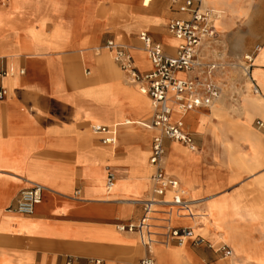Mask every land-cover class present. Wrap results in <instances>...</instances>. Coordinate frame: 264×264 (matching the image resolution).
Masks as SVG:
<instances>
[{
  "label": "crops",
  "instance_id": "1",
  "mask_svg": "<svg viewBox=\"0 0 264 264\" xmlns=\"http://www.w3.org/2000/svg\"><path fill=\"white\" fill-rule=\"evenodd\" d=\"M149 2L0 0V89L5 90L0 97V264H137L147 252L134 231L118 225L137 222L143 214L139 200L151 195L154 168L148 160L152 139L160 132L141 123L150 120L152 105L150 116L143 105L108 109L83 90L105 84L124 89L122 98L131 93L125 74L101 47L107 39L129 43L142 73L152 66L138 39L140 31L168 54L175 52L177 41L166 28L170 18L184 15L170 0ZM203 4L222 11L216 32L221 43L229 42L232 55L225 57L220 50L212 56L206 45L201 55L220 65L250 55L248 71L258 89L248 91L237 72L243 88L227 87L217 101L234 115L247 94L253 118L241 133L212 117L209 107L193 108L188 115L173 111L172 120H183L195 148L163 136L165 172L179 181L188 199L197 200L200 215L190 219L172 210L169 222L191 227L203 241L187 240L185 247L158 241L168 251L159 247L152 255L156 264H264V130L254 124L264 122V0ZM137 16L150 19L126 30L123 24ZM208 76L213 82L231 77L218 68ZM228 93L237 94L235 102ZM126 113L142 122H110ZM104 116L109 123L97 122ZM93 123L113 127L116 143H103L91 132ZM108 170L114 173L110 188ZM32 184L42 186L41 199L32 214H20L15 210L18 196ZM170 196L167 191L164 198ZM158 208L157 239L168 209ZM222 245L231 249L230 256L223 255Z\"/></svg>",
  "mask_w": 264,
  "mask_h": 264
},
{
  "label": "built area",
  "instance_id": "2",
  "mask_svg": "<svg viewBox=\"0 0 264 264\" xmlns=\"http://www.w3.org/2000/svg\"><path fill=\"white\" fill-rule=\"evenodd\" d=\"M170 4L175 6L176 11L184 15L170 18L167 24L168 33L177 41L173 54H168L163 45L154 40L147 31L138 33V39L152 66L150 71L142 73L138 70L126 43L107 39L101 45L110 53L112 60L118 64L129 82L138 84L140 90L150 97L152 116L148 122L141 124L156 128L160 132L153 137L151 142V154L148 162L154 168L150 177L152 191L148 198L139 200L143 205V214L135 223L118 225L120 230L134 231L147 251L137 264H156L152 255V246L158 241L164 245L181 244L187 240H191L193 244L203 241L191 227L173 226L169 222L172 210H175L177 215L190 219L198 217L200 214L197 212V200L188 199L179 181L168 176L165 172L163 136L194 149L195 143L192 134L184 129L181 118L172 120L173 111L183 113L193 108L209 107L221 96L219 87L208 76L217 66L215 63H210L208 66L202 67L201 56L202 48L217 36L214 22L217 12L203 4V0H170ZM245 57L249 62L248 67H250L252 57L250 55H245ZM190 71L195 74H191L189 77L179 75V73ZM5 73L6 71H1L2 75ZM257 90V87L253 86V91L257 92ZM4 93L5 90L1 88L0 97ZM254 124L264 130L263 121L255 120ZM90 130L99 135L103 143H116V133L107 125L93 123L90 125ZM106 184L108 188L114 184V173L110 170H108ZM167 191L171 192V196L164 198ZM41 192L42 186L39 184H32L23 189L18 196L15 210L23 215L32 214L35 204L41 199ZM158 204H162L168 209L167 216L162 218L164 222L160 226V238L157 239L154 221L157 218V213L160 212ZM220 250L225 256L231 255V249L226 245H222Z\"/></svg>",
  "mask_w": 264,
  "mask_h": 264
},
{
  "label": "rangeland",
  "instance_id": "3",
  "mask_svg": "<svg viewBox=\"0 0 264 264\" xmlns=\"http://www.w3.org/2000/svg\"><path fill=\"white\" fill-rule=\"evenodd\" d=\"M207 0H203V2H206ZM151 4V2H149V5ZM215 9V11L217 12V15H218V19H216V23H215V25H216V27H219L220 26V23H221V21H220V18H221V16L223 15L222 14V11L220 10V9H218V8H214ZM137 18H138V20L137 19H135L134 21H133V19L131 18V20L130 21H128L126 24H123V26H125V25H133V27L135 26V25H140V26H137V28H139V27H141V25L143 24V22H145V21H148L150 18H144V17H141V16H137ZM167 22V21H166ZM116 28L117 29H119V26H118V24H116ZM115 28V29H116ZM144 28H145V26H144ZM166 28V27H165ZM167 29V28H166ZM145 30V29H144ZM139 32V31H138ZM220 39H222L221 37H219V36H217L216 38H214V39H212V41H210L209 43H207L206 44V46L208 47V49H209V53L212 55V56H217V54L220 52V50H221V54H224L225 52V57L227 56V57H230L231 58V56L230 55H232V53H230V51H229V48H228V44H229V42H227V41H225V43H221V40ZM126 44L127 45H129V43H127L126 42ZM221 47V48H220ZM263 51H260V54H263L262 53ZM212 59V58H211ZM109 60L112 62V60L109 58ZM264 62V57H262L261 59H260V62ZM202 62H203V65H202V67H205V66H208V64H210V63H215L216 64V66H217V68L218 69H223V70H225V72L227 71V73H228V75H230L231 77H229L230 79L229 80H227L226 82H223V81H218V82H214L218 87H219V89H220V94H221V85H219V84H222V85H224L225 87H224V89H227V87H234L235 85H237V87L238 88H240V89H242L243 88V86H244V83H242V82H240L239 80H236L238 77H237V72H239V74H241L242 76H243V78H242V80H243V82H246V85H247V89H248V91H250V92H252V83H251V79H250V75H249V71H248V69H249V67H248V64H249V62L245 59V60H243L242 62H234V61H226V63H223V64H219V63H217V61H211V60H207V58H205V57H203L202 58ZM112 64H113V62H112ZM114 65V64H113ZM205 69V68H204ZM199 71H202V69L200 70L199 69ZM191 74H193V72H190V74H185V76L186 77H189ZM123 78H125V80L126 81H128L129 82V80L123 75ZM234 81H236L237 82V84H235L234 83ZM223 82V83H222ZM99 85H101V86H105L107 89H108V97H109V102H111V103H113V104H119V105H127V107L126 108H128V109H131V110H133L132 108H131V106H129L128 104H127V99L128 98H130V96H127V97H120L122 94H121V92H120V90L119 89H121V87L119 86V87H116L115 89H113V88H111V87H109V86H107V85H105V84H99ZM89 89L90 88H88V89H85V90H83V93L84 94H86V95H88L89 97H91L93 100H95V101H97L98 103H100V102H105V100L104 101H98L95 97H92L90 94H89ZM232 92H234V90L232 91ZM229 94V93H228ZM222 95V94H221ZM228 99L230 100V101H233V102H235V100H236V98H237V94H235V93H233V94H229L228 96ZM242 98H244V99H242V101L240 102V105H239V107H238V110H236V109H233V111L234 112H236L237 114H234V115H228L227 117L226 116H221L219 113H217V114H212V117L214 116V117H217V118H221V119H223V120H226V121H228L229 122V124H230V127L233 129V130H237L238 132H241V133H246L244 130H242V125H244L243 127V129H245L246 128V126H248V125H250V122L252 121V116H253V114H252V112L253 111H249V109H247V101L248 100H250L252 97L251 96H247V94L245 95V96H241ZM249 97V98H248ZM218 100V99H217ZM217 100H215L210 106H209V108L212 110L216 105H218V101ZM144 102H145V107H146V104H147V102H148V109H149V116L151 115L150 114V101H149V99H148V97L147 96H145L144 97V100H143ZM106 103V102H105ZM225 108V107H224ZM127 109V110H128ZM199 109V108H198ZM200 109H201V107H200ZM206 109H208V108H206ZM204 110V109H203ZM209 110V109H208ZM205 111V110H204ZM144 112H146V111H144ZM190 112L191 111H188L187 113L188 114H190ZM212 112V111H211ZM228 113V112H227ZM226 113V114H227ZM187 114V115H188ZM140 115V114H139ZM120 116V115H119ZM149 116H147V117H149ZM146 117V118H147ZM137 118H139V117H137ZM136 118V119H137ZM239 118H241V119H239ZM244 118H245V120L246 121H244ZM141 121H142V119L141 118H139ZM117 119H115V120H111L110 122H115ZM108 122V119H106L105 121H102V120H99L98 119V121L97 122ZM109 123V122H108ZM253 125V124H252ZM88 131H89V128L87 129ZM176 214V213H175ZM195 231V230H194ZM183 247H185L186 246V244H184V245H182ZM159 247H161V248H163L165 251H168V246H165V247H167V248H164L162 245H160V244H156V245H153L152 246V252L154 253V254H157L158 253V249H159ZM171 247H175V246H171ZM216 247V246H215ZM174 251H172V258H174L175 260H176V256H178V253L176 252L177 251V249L175 250V249H173ZM160 257L162 258L163 256L162 255H160ZM231 262H234V261H232L231 260ZM230 263V262H229ZM176 264H181L180 263V261L179 260H176ZM237 264H244L243 262H237Z\"/></svg>",
  "mask_w": 264,
  "mask_h": 264
},
{
  "label": "bare ground",
  "instance_id": "4",
  "mask_svg": "<svg viewBox=\"0 0 264 264\" xmlns=\"http://www.w3.org/2000/svg\"><path fill=\"white\" fill-rule=\"evenodd\" d=\"M149 1L150 0H141V5H143V6H148V4H149ZM219 17H218V15L216 16V18H215V20H214V22L216 21V19H218ZM216 23V22H215ZM112 26L113 27H115L116 28V24L115 23H112ZM137 26H140L139 24L138 25H135L134 27H133V25H125L124 26V28H126V30H129V29H134V28H137ZM123 37V36H122ZM122 40V39H121ZM168 41H170L171 42V44L173 45L175 42L173 41V39L172 38H169L168 37ZM142 51V50H141ZM145 53V52H144ZM205 54H203V55H201L202 57L204 56ZM179 75H181V76H183L184 74H179ZM126 82V81H125ZM130 83V82H129ZM131 85V87H130V91H131V93H128L129 94V96H130V98H128L127 99V104L129 105V106H131V108L134 110V108H136V106H138V105H143L144 106V111H147V113L149 112V109H148V102H147V104H146V107H145V102L143 101L144 100V97H145V93H143L141 90H140V88H139V86H135V85H132V83H130ZM219 85H221V91H223L224 90V85H222V84H219ZM120 90V92H121V94L123 93V92H125V90L124 89H119ZM109 91H108V89L105 87V86H101V85H99V86H94V87H90V89H89V94L92 96V97H95L98 101H104L105 100V102H100V103H102V104H104V106L106 107V108H108V109H112V108H114V107H120V109L121 110H127L128 108H126L127 107V105L125 106V105H119V104H113V103H111V102H109V97H108V93ZM256 93V92H255ZM259 93V92H258ZM249 98V97H248ZM242 99H244V98H242ZM219 103H221V102H219ZM219 103H218V105H216L211 111L213 112V114L215 115V114H217V113H219L221 116L223 115V116H228V115H233V113H230V112H228V108H224V107H222V105L220 106L219 105ZM247 109H248V106H247ZM107 111V110H106ZM249 111H252V110H249ZM150 112H151V102H150ZM228 112V113H227ZM232 112H234L233 110H232ZM176 113V112H175ZM179 113H181V114H185V112H179ZM227 113V114H226ZM235 113V112H234ZM105 115L107 114V113H104ZM113 114V113H112ZM149 114V113H148ZM188 114V113H187ZM120 116L118 117V119L115 121V122H119V123H121V124H124V123H140V122H142L139 118H134V117H132V116H130V115H127V113L126 114H119ZM235 116V115H234ZM104 117H106V116H104ZM104 117H102V118H100L99 120H102V121H105L106 119H107V117L106 118H104ZM172 117H173V114H172ZM239 119H241V118H239ZM263 119H264V115H263ZM118 124V123H117ZM118 126H119V124H118ZM129 126V125H128ZM115 127V126H114ZM113 128V127H112ZM188 148V147H187ZM190 149V148H189ZM142 154V153H141ZM148 165L150 166V164L148 163ZM151 167V166H150ZM123 200V199H122ZM128 200V199H127ZM187 242V241H186ZM186 242H183V243H181V244H179V245H184V244H186ZM238 248H239V246H238ZM236 250H238V249H236ZM239 250H240V248H239ZM236 252V251H235ZM252 263V262H251ZM229 264V263H228ZM234 264V263H233ZM236 264V263H235Z\"/></svg>",
  "mask_w": 264,
  "mask_h": 264
}]
</instances>
